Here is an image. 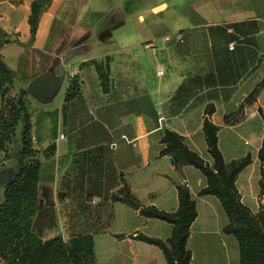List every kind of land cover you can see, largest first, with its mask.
I'll list each match as a JSON object with an SVG mask.
<instances>
[{"label":"crops","instance_id":"1","mask_svg":"<svg viewBox=\"0 0 264 264\" xmlns=\"http://www.w3.org/2000/svg\"><path fill=\"white\" fill-rule=\"evenodd\" d=\"M38 1L0 0V57L21 80L17 90L46 76L56 85L48 99L28 94L33 148L46 152L33 232L67 244L93 237L96 264H168L140 237L167 242L173 226L114 197L127 188L143 207L175 213L178 189L188 182L198 212L190 264H240L238 241L223 231L229 219L222 203L199 195L206 178L161 156V141L175 132L213 166L203 128L214 106L225 162L252 157L236 180L241 202L261 211L264 87L239 122L226 125L225 118L264 79V0H47L33 34ZM95 61L108 65L107 91ZM76 76L80 94L67 103ZM17 166L8 160L0 174Z\"/></svg>","mask_w":264,"mask_h":264},{"label":"trees","instance_id":"2","mask_svg":"<svg viewBox=\"0 0 264 264\" xmlns=\"http://www.w3.org/2000/svg\"><path fill=\"white\" fill-rule=\"evenodd\" d=\"M46 2L39 0L33 4L30 18L33 34L37 31L40 13ZM91 64L96 67L102 87L107 91L108 65L96 61ZM19 81L18 75L0 57V165L11 159L18 162L12 182L4 186V203L0 205V264H96L93 237H77L67 244L62 237L43 241L33 232V222L40 209L39 181L42 158L46 152L33 148L29 95L26 89L17 90ZM263 87L264 79L238 112L226 116V125L240 121L244 106L254 102ZM79 94L80 80L76 76L70 82L65 101L69 103ZM214 113V106H208L203 128L213 166L192 152L184 138L172 131H166L162 138L161 156H174L179 168L192 166L204 175L207 186L199 195L217 197L222 203L229 219L223 231L238 241L240 264H264V205L258 214L252 213L241 202L236 187L238 175L252 163V157L249 155L229 164L225 162L218 144L219 128L211 122ZM15 145H18L17 149L13 150ZM259 159L264 164V141ZM178 190L180 206L175 213L143 207L127 188L122 189L114 200L139 210L147 218L172 225V236L167 242L144 236L140 239L159 247L168 264H190L192 254L187 249V243L198 212L188 188L179 187ZM260 196L264 199L263 168Z\"/></svg>","mask_w":264,"mask_h":264},{"label":"water","instance_id":"3","mask_svg":"<svg viewBox=\"0 0 264 264\" xmlns=\"http://www.w3.org/2000/svg\"><path fill=\"white\" fill-rule=\"evenodd\" d=\"M55 90H56V85L51 84L49 82V76H46L36 80L28 88L27 92L30 95L37 96L43 99H48L53 96ZM169 161L172 165L177 164V159L174 156H170ZM11 175H12L11 171L2 172L0 174V182L5 185H9L11 183Z\"/></svg>","mask_w":264,"mask_h":264},{"label":"rangeland","instance_id":"4","mask_svg":"<svg viewBox=\"0 0 264 264\" xmlns=\"http://www.w3.org/2000/svg\"><path fill=\"white\" fill-rule=\"evenodd\" d=\"M17 146H18V145L13 146V150H16V149H17ZM16 161H17V160H16ZM17 168H18V166H17ZM17 168H16V171H17ZM9 171H11V170H9ZM16 171H15V173H16ZM11 172H12V171H11ZM15 173L12 172V175H11V182H12V179H13V176H14ZM3 185H5V184H3V183L0 182V204H2V203L4 202V187H3ZM5 186H6V185H5ZM221 251H222V254H223V255H227L226 252L230 251V248H229L228 246L222 245V246H221ZM228 253H229V252H228Z\"/></svg>","mask_w":264,"mask_h":264},{"label":"built area","instance_id":"5","mask_svg":"<svg viewBox=\"0 0 264 264\" xmlns=\"http://www.w3.org/2000/svg\"><path fill=\"white\" fill-rule=\"evenodd\" d=\"M169 39H170V38H167V40H169ZM181 41H182V40H181ZM233 48H234V46L231 47V49H233ZM164 73H165L164 68H160L159 71H158V75H159V76H163ZM61 138L64 139V138H65V135H61ZM184 187L189 188V187H190L189 183H188V182H185V183H184Z\"/></svg>","mask_w":264,"mask_h":264}]
</instances>
